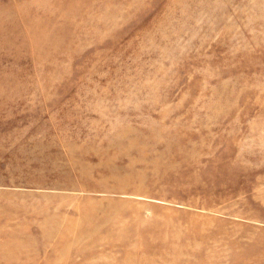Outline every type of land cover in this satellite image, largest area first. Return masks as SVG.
<instances>
[{"label":"rangeland","instance_id":"obj_1","mask_svg":"<svg viewBox=\"0 0 264 264\" xmlns=\"http://www.w3.org/2000/svg\"><path fill=\"white\" fill-rule=\"evenodd\" d=\"M0 264H264V0H0Z\"/></svg>","mask_w":264,"mask_h":264},{"label":"bare ground","instance_id":"obj_2","mask_svg":"<svg viewBox=\"0 0 264 264\" xmlns=\"http://www.w3.org/2000/svg\"><path fill=\"white\" fill-rule=\"evenodd\" d=\"M119 147V146H118ZM124 147V146H123ZM94 148V147H93ZM98 148V147H97ZM111 148V147H110ZM116 148V147H115ZM120 148V147H119ZM122 148V147H121ZM107 149V148H106ZM105 149V150H106ZM109 149V148H108ZM129 149V148H128ZM99 150H101V149H99ZM105 150H102V151H104L105 152ZM111 150V149H110ZM113 150V149H112ZM116 151V150H115ZM118 151V150H117ZM108 152V151H107ZM107 152L106 153H103V154H106L107 155ZM112 153V152H111ZM121 153V152H120ZM100 154V153H99ZM98 154V155H99ZM110 154V153H109ZM115 154H117V153H115ZM121 156V155H120ZM124 156V155H123ZM129 157H131V156H129ZM154 157V156H153ZM104 158V157H103ZM107 158V157H106ZM109 158V157H108ZM133 158H134V156H133ZM137 159V158H136ZM138 160V159H137ZM135 161V160H134ZM111 165H113V164H111ZM116 165H117V163H116ZM130 165V164H129ZM156 166V165H155ZM131 167V166H130ZM129 168V167H128ZM128 168H127V170H128ZM132 168V167H131ZM116 169H117V167H116ZM130 169V168H129ZM114 170V169H113ZM113 170H112V172H113ZM120 170V169H119ZM119 170H117V171H119ZM130 171V170H129ZM103 172V171H102ZM122 172V171H121ZM104 173V172H103ZM106 173V172H105ZM108 173V172H107ZM120 173V172H119ZM122 174V173H121ZM116 175V174H115ZM126 175V174H125ZM120 176V175H119ZM93 229L94 228H91L90 229V231H89V229L87 230V232H91L92 233V231H93ZM85 230V229H84ZM83 241V240H82ZM75 244V243H74ZM76 245V244H75ZM78 247H80V248H86V247H90L91 245H89L88 243H84L82 246H80V245H77ZM64 247H66V248H70V246L69 245H65Z\"/></svg>","mask_w":264,"mask_h":264}]
</instances>
